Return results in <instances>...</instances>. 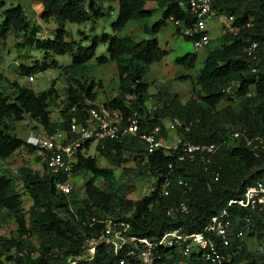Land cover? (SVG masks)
<instances>
[{"label":"trees","instance_id":"obj_1","mask_svg":"<svg viewBox=\"0 0 264 264\" xmlns=\"http://www.w3.org/2000/svg\"><path fill=\"white\" fill-rule=\"evenodd\" d=\"M5 1L0 0V39L8 34L17 35L23 45L34 48L41 56L32 66H18L17 73L26 76L56 68L53 57L68 54L70 64L62 67V72L68 71L70 76L79 75V78L68 77L65 82V101L59 111L60 130L67 128L73 116L67 114L70 107L76 108L74 116L79 119L83 109L95 106L96 89H100V84L83 74L85 64L94 57V51L101 43L106 45V56L95 57L94 64L113 63L117 92L100 106L118 111L123 118L136 117L139 132H149L157 126L158 138L162 140L168 136L163 120L175 119L179 123L175 129L179 139L195 145H217L218 151L210 164L202 166L198 162H177L175 150L164 152L159 148L146 154L144 144L137 138L105 141L96 148L98 157L109 166L120 167L126 163L124 155L130 152L136 158L134 168L121 169L124 181L115 187V178L109 169L97 167L94 157L78 155L70 174L74 178L87 175L80 185V199L74 197V188L68 195L55 190L53 182L56 178L44 171L38 155L36 160L41 163L43 174L33 173L25 166L17 169L21 187L31 200L26 214L21 211L20 195L11 187L10 179L0 174V227L8 220L14 225L12 236H0V264H68V260L88 257L84 241L97 237L103 228V223H91V219L127 225L125 236L149 242L157 241L163 232L173 229L187 234L199 232L227 200L238 198L245 188L252 186L264 174V153L254 158L240 140H234L232 146L227 141L235 131L264 139V0H212V11L233 18L232 26L237 30L235 35L223 34L221 43L208 50L193 77L176 78L177 81L188 78L190 82L189 96L184 103L175 94H165L167 98L160 101L159 107L156 97L154 101L158 106L151 116L147 115L145 106L151 98L149 85L142 82V77L166 55L157 46V33L169 25L174 35H181L182 29L193 24L186 0H113L117 4L115 19L110 24L113 35L93 36L88 46H82L81 41L70 40L65 25L101 18L100 8L91 0H29L40 6L39 20L51 21L54 25L51 37L41 39L36 37L39 28L26 17L23 6H6ZM150 3L159 12V17L150 26L142 24L147 39L132 41L115 35L128 22L149 19L153 11L146 5ZM174 22L179 25L174 26ZM77 34L82 35L81 32ZM182 38L189 41L184 36ZM251 41L257 43L255 60L241 52ZM195 61V54H185L174 59L173 64L190 70L194 68ZM251 69L255 71L251 73ZM227 83L238 84L236 96L242 100L236 107L226 105L224 102L227 100L220 93ZM12 86L11 100L8 101L0 92V162L22 148L29 153L37 151L24 142L25 136L20 138L9 131L6 119L20 122L27 118L47 131L54 129L47 111L50 100L57 97L54 82L37 94L16 83ZM247 93L249 97H245ZM88 143H84L85 149ZM214 174H217L216 181L212 180ZM166 177L170 184L167 196H163L162 185ZM148 178L154 179V186L147 196L133 202L125 199L133 180ZM179 178L186 182V187L176 185ZM96 181L101 182L103 189L98 188ZM180 201L187 207L188 214L166 216V208ZM233 215L239 218L237 227L242 230L243 238L230 242V252L234 255L227 264H264V221L261 214H250V223L246 226L240 219L249 215L247 211L233 207L228 216ZM117 229L121 228L117 226ZM29 233L37 236V245L28 243ZM244 239H255L262 246L247 252ZM154 254L153 264H201L196 254L184 258L169 248L157 249ZM115 261L111 250L99 245L91 260L74 264H115ZM132 264L138 263L133 261Z\"/></svg>","mask_w":264,"mask_h":264},{"label":"built area","instance_id":"obj_2","mask_svg":"<svg viewBox=\"0 0 264 264\" xmlns=\"http://www.w3.org/2000/svg\"><path fill=\"white\" fill-rule=\"evenodd\" d=\"M186 2L193 18V24L189 28L182 29L181 35L189 39L194 52L206 48L209 42L206 23L214 17L222 18V35L226 33L235 35L237 30L232 26L233 18L221 16L212 11L210 9L212 0H186ZM173 25L178 26L179 24L174 22ZM256 47L257 43L251 41L241 49V52L250 60H255L254 50ZM250 71L253 73L255 70L251 69ZM32 81V76H28L27 82L31 83ZM237 88V83H227L220 93L228 102H236L241 99L236 96ZM249 96V93L245 95V97ZM147 101L149 106L146 107V113L151 116L158 104L151 98H148ZM76 112L74 106L67 110V114L73 116L64 130L57 127L52 131H47L36 124V127L29 130L24 137V142L39 152L41 162L44 164V171L56 178L53 182L54 188L62 195H68L71 192L77 179L70 174L76 157L78 155L89 157L88 152L92 145L97 153L96 148L101 147L105 141L119 142L125 138H137L144 144L146 154H151L159 148L164 152L175 150L177 151V162H198L202 166L210 164L212 157L218 151L217 145H195L182 141L177 136L173 138L171 146L164 145L163 140L158 138L159 128L157 126L149 132H139V121L136 117L123 118L118 111L105 109L100 105L87 106L80 113L79 119L74 116ZM178 124L175 119H172L168 126L164 127L166 131H169L168 129L176 128ZM234 140H240L244 147L250 150L254 158L264 153V139L261 137H248L243 132L235 131L230 134L227 141L232 146ZM86 141L89 143L85 149L83 145ZM144 161L145 158H143ZM167 167L169 168V166ZM212 180H217V174L212 176ZM169 184L170 179L164 178L163 196H167ZM176 185L186 187L187 184L179 178L176 180ZM206 187L208 188L207 185ZM233 207L249 213L240 219L244 226L250 223V214L260 213L264 221V174L252 186L245 188L238 198L227 200L224 207L210 216L199 232L187 234L179 229H173L163 232L157 241L149 242L145 239L125 236L127 225L115 224L109 220L100 222L91 219V223H103V228L97 237L84 241L83 245L89 256L75 258L67 262L74 264L76 261H89L95 248L104 245L111 250L112 255L116 258L115 264H132L133 261L138 264H153L156 258L154 253L157 249L162 248L173 249L175 253L184 258L189 257L190 254H196L201 264H227L234 255V252H230V242L232 240L241 241L243 238L242 230L237 227L239 218L235 215L228 216ZM175 214H188V209L182 201L165 210V215L168 217H173ZM117 226L121 229L118 230Z\"/></svg>","mask_w":264,"mask_h":264},{"label":"rangeland","instance_id":"obj_3","mask_svg":"<svg viewBox=\"0 0 264 264\" xmlns=\"http://www.w3.org/2000/svg\"><path fill=\"white\" fill-rule=\"evenodd\" d=\"M95 6L100 8V12L103 15L101 18L94 20L93 22L87 21L81 24H73L67 23L65 25V30L69 33V39L75 42L81 41L82 46H88L91 38L93 36L99 37L101 34L113 35L110 29V24L114 21L116 16L117 4L113 0H91ZM29 0H6V6L20 4L24 8V12L29 21L35 24L39 28V32L36 35L38 39L41 38H50L51 33L54 30V25L51 21L42 22L38 18V12H40V7L36 8L33 3H30ZM110 8V9H108ZM146 8L151 9L153 12L151 13L149 19L145 22L140 21L136 23L146 24L150 26L155 20L159 17V12L154 9L152 3L147 4ZM111 14H109V11ZM220 17V21H221ZM133 23L128 22L122 30L118 33H115L118 37H128L132 41L142 40L144 36H141L139 33V29L134 26ZM210 28L212 32L216 36L217 33L221 32V28L217 26L215 29L214 23H210ZM77 32H81L82 35L77 34ZM173 32V28L167 25L165 28L161 29L156 35L159 47L165 48V50H169L167 55L165 56V64L164 68L160 66L157 69L150 72L147 77V81L149 82V90L148 93L151 96V99L157 100L160 107V101L165 100L167 97L165 94L170 93V95L175 94L177 99L181 102L185 101L189 96L190 90V82L188 78L185 81H177L172 80L173 76H188L193 77L197 70L201 66V62L205 56V50L201 49L197 52L193 51L192 43L190 41H183L182 39L176 40L175 36L172 38L173 41L170 44H166L165 42H170L168 40L167 35ZM147 39L148 35H145ZM82 37H86V40H82ZM182 38V36H180ZM221 42L218 40H212V42H208L206 48L217 47ZM166 44V47H165ZM106 45L99 43L94 51V57L85 64V72L83 75L86 77H91L95 82L100 84V89H96L97 95L93 105H101L104 101H107L113 98L117 92V77L115 73V68L113 63H107L102 66H97L94 64V58L100 56H106ZM185 54H195L196 61L194 64V68L190 70H186L182 67L175 66L172 64L174 58L182 57ZM41 58L40 53L34 50V48L23 45L22 39L13 34L6 35L3 39H0V92L9 100L12 99L13 96V83H16L18 86L28 88L32 90L34 93H40L46 90L52 82H54V87L56 90L57 97L54 100H50L48 103L47 111H49V119L52 124L56 123L59 119V111L63 109V103L65 101L64 89L65 82L68 77L79 78V75H71L67 72H62L61 68L70 64V56L68 54L55 56L53 60L56 62V68L48 69L44 72L30 74L32 76L33 81L31 83L27 82V78L30 75L20 76L17 73L18 66L29 67L33 65L35 60H39ZM163 72V73H160ZM142 81H146V75L142 78ZM146 83V82H145ZM150 91V92H149ZM169 96V95H168ZM169 98V97H168ZM242 99H238L236 102H228L225 101L226 105L232 104L233 107L241 101ZM162 103V102H161ZM224 104V105H225ZM146 107L149 106L148 101L145 104ZM222 107V105H219ZM171 119L163 120V125L168 126V123ZM5 125L9 129V131L16 136L23 138L31 129L36 127V123L31 122L27 118H23L20 122H14L10 119L5 120ZM34 127V128H33ZM175 127L173 129H168L170 134L165 140H163V144L167 146H171L173 143V138L176 136ZM140 142L139 139H136ZM39 152L34 151L29 153L24 148L18 150L12 157L0 162V174L5 175L10 179L11 187L16 193L20 195L21 201V211L25 212L29 209L31 205V200L28 197L27 193L22 189L20 179L17 175V169L25 166L30 171L36 174H43V167L39 161L36 160ZM89 157H94L96 166L99 168L109 169L113 177L115 178V187L119 186L122 181H124V177L121 175V169H133L134 164L136 163V158L132 153L124 155L126 159V163L120 167H113L107 165L100 157L97 156L94 146L92 145L89 148L88 152ZM84 177H78L75 183L72 186L76 192H74V197L80 199L82 197V191L80 185L87 178V175H83ZM131 184V183H130ZM96 185L99 189H103L100 181H96ZM154 186V179L148 178L144 181L133 180L131 184L130 191L127 192L125 199L128 201H136L140 197L147 196ZM73 189V190H74ZM28 217V223H29ZM14 234V225L12 221H6L0 227V236L8 238ZM28 243L31 245H37L38 238L35 234L29 233L27 237ZM262 245L255 239H244V248L247 252H253V250L260 249ZM12 253V251L10 252ZM3 264H10L9 262H3ZM174 264H181V262H176Z\"/></svg>","mask_w":264,"mask_h":264},{"label":"crops","instance_id":"obj_4","mask_svg":"<svg viewBox=\"0 0 264 264\" xmlns=\"http://www.w3.org/2000/svg\"><path fill=\"white\" fill-rule=\"evenodd\" d=\"M30 3H33L34 5H35V7L36 8H38V7H40L38 4H36V3H34V2H30ZM37 13H39L38 11H37ZM133 23V25H132V27H134V26H136L138 29H139V31H140V35L141 36H144L143 37V39H145L146 38V34L144 33V31H143V28H142V23H136V22H132ZM210 23H214V25H215V29H217V26H219L220 28H222L223 27V23L220 21V16H217V17H214V18H212V19H210L207 23H206V32H207V35H208V38H209V41L210 42H212V40H216L217 42H218V40L219 41H222L221 40V37H222V34H221V32L220 33H217V35L215 36L214 35V33L212 32V29L210 28ZM174 32H172V33H170V34H168L167 35V37L166 38H168V40H170V42L168 43V42H165L166 44H170L172 41H173V37L175 36V39L176 40H179V39H182L183 40V38H181L180 36L181 35H174L173 34ZM158 34V33H157ZM155 39H156V42H157V46H158V48L159 49H161V47H159V44H158V41H157V37L155 36ZM184 41V40H183ZM166 44H165V47H166ZM209 49H211V48H205V49H203V50H205L206 52H205V55H206V53L208 52V50ZM161 50H163V51H165L166 52V55H167V53H168V51H170V49L169 50H165V48H162ZM165 55V56H166ZM165 56L161 59V61L159 62V63H157V64H154V65H152L150 68H149V70H148V72L145 74L146 75V83L149 85V82L150 81H147V77L149 76V74H150V72L151 71H153V70H155V69H157V67L158 66H160L161 68H164L165 66H166V64H165V60H164V58H165ZM184 56V55H183ZM205 57V56H204ZM177 58V57H176ZM176 58H174V59H176ZM178 58H180V57H178ZM173 59V60H174ZM203 61V60H202ZM172 64H173V61H172ZM174 65V64H173ZM176 66V65H175ZM160 73H163V72H160ZM145 75L143 76V77H145ZM142 77V78H143ZM177 77H180V76H173L172 77V80H176V78ZM143 82V81H142ZM145 82H143V83H145ZM116 88H117V85H116ZM150 88L148 87V90H149ZM150 92V91H149ZM167 94H170V93H167ZM188 99V97L186 98V100ZM185 100V101H186ZM185 101H183V102H181V103H184ZM60 117H59V119H58V121L56 122V123H54V124H52L53 125V127L54 128H57V127H59V123H60ZM170 134V131H167V134ZM16 153V152H15ZM14 153V154H15ZM12 157V156H11ZM40 163V162H39ZM181 264H183V263H181Z\"/></svg>","mask_w":264,"mask_h":264}]
</instances>
